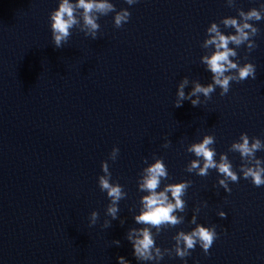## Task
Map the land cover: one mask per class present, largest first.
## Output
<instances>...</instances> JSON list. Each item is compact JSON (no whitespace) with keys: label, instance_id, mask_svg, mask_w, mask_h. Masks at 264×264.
Returning a JSON list of instances; mask_svg holds the SVG:
<instances>
[{"label":"water","instance_id":"95a60500","mask_svg":"<svg viewBox=\"0 0 264 264\" xmlns=\"http://www.w3.org/2000/svg\"><path fill=\"white\" fill-rule=\"evenodd\" d=\"M111 2L117 11L129 9L127 23L117 28L115 12L100 16L97 38L74 27L56 48L50 13L60 0H0V264H119L120 256L129 264H264V185L245 179L240 153L229 151L243 132L264 141V19L252 21L257 47L241 45L233 58L254 63L255 79L232 81L223 96L217 87L211 99L199 97V106L188 99L175 106L185 78L186 96L196 82H212L201 62L214 51L202 46L210 24L264 0H235V7L227 0ZM208 134L217 161L226 153L240 175L229 182L230 193L218 170L187 171L197 159L188 147ZM114 147L120 151L112 161ZM256 156L264 158V149ZM157 159L169 173L158 190L182 180L191 185L185 210L175 213L183 223L152 229L163 259L139 261L127 237L143 227L135 221L146 194L138 182ZM105 160L111 181L126 193L116 219L106 214L111 200L98 182ZM194 216L216 225L218 235L209 254L197 244L180 258L174 237L195 227Z\"/></svg>","mask_w":264,"mask_h":264},{"label":"clouds","instance_id":"9594fccd","mask_svg":"<svg viewBox=\"0 0 264 264\" xmlns=\"http://www.w3.org/2000/svg\"><path fill=\"white\" fill-rule=\"evenodd\" d=\"M128 5H133L137 0H126ZM228 6L235 7V0H227ZM115 12L114 24L117 28L122 27L130 19L131 13L128 8L119 11L111 0H60L59 7L50 13L51 30L53 44L56 48H62L72 34V29L78 27L86 36L97 38L101 25L98 22L100 16H107ZM264 19V4L260 8L253 7L248 11L243 8L238 9V16L224 17L219 24L226 28H234V34H226L221 30L219 24L213 21L207 28V38L203 42V47L212 49L210 55H204L201 62L207 66V70L212 73V82L207 85L196 82L192 91L185 95L184 88L188 84L185 78L179 85L177 92L176 107H181L185 99L191 100L194 107L199 106V97L203 95L205 101L211 99L216 88L221 89L220 95H226L231 87V82H240L249 77L255 79L256 65L251 61L240 64L236 51L241 45L246 44L251 52L257 47L253 37L259 33V29L252 21ZM230 44L235 47H230ZM195 96L196 99H192ZM171 142L166 141L165 147ZM214 134L205 135L199 142L192 143L187 151L194 153L197 159H193L187 166L188 172H196L200 176H206L209 169H216L223 179L219 180V185L227 192H231L229 182H238L239 173L234 170L231 160L226 153L220 154V159H216V149ZM264 149V141L259 137H250L247 132L241 133L238 140L234 141L229 151L239 152L243 163L240 165V172L245 179H250L254 186L264 185V158L256 156L257 151ZM119 147H114L109 158L115 161L118 158ZM201 161L203 166L201 167ZM103 175L99 176V186L101 191H106L111 203L107 208V215L113 219L117 218L119 212V201L126 197L120 183L111 181V171L107 160L102 162ZM169 176L166 164L163 160L157 159L150 166L143 169V175L139 179V190L146 193L141 198V210L135 216L137 224L143 227L132 229L128 233L134 249V256L139 261H160L164 253L156 246L152 229L157 230V234L164 226L174 227L183 223V217L175 213L185 210V201L182 197L191 185L189 181H179L167 183L162 190L160 188L162 180ZM170 194V195H169ZM219 217L227 218V213L223 210L218 212ZM99 219V214L95 211L91 213L90 223L95 225ZM123 223V221H121ZM192 224L195 227L191 231H179L175 237V255L185 258L191 255L197 244L209 254V249L217 238L216 225H205L197 223L196 216L193 217ZM105 227L110 226V221H105ZM119 245L120 241H115ZM119 264H129L124 256L118 258ZM184 264H188L184 260Z\"/></svg>","mask_w":264,"mask_h":264}]
</instances>
